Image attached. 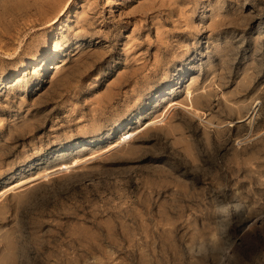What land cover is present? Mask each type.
I'll return each mask as SVG.
<instances>
[{"label":"rangeland","instance_id":"374dc122","mask_svg":"<svg viewBox=\"0 0 264 264\" xmlns=\"http://www.w3.org/2000/svg\"><path fill=\"white\" fill-rule=\"evenodd\" d=\"M2 81L0 264H264V0H0Z\"/></svg>","mask_w":264,"mask_h":264},{"label":"bare ground","instance_id":"6f19581e","mask_svg":"<svg viewBox=\"0 0 264 264\" xmlns=\"http://www.w3.org/2000/svg\"><path fill=\"white\" fill-rule=\"evenodd\" d=\"M63 9H64V8H63ZM63 9H62V11H63ZM60 12H61V11H60ZM241 21H242V20H241ZM217 23H218V24H217V27H218V28H216L215 30H213V32H215L216 34H218V33H223L224 29H221V28H220V26L222 25L221 20H219ZM242 23H243V22H242ZM214 24H215V23H214ZM6 56H7V55H6ZM6 56H5V57H6ZM7 57H8V56H7ZM9 57H10V56H9ZM46 59H47V61H50V60H51V58H50V52L46 55ZM59 68H60V66H57L55 69H59ZM4 78H5V77H4ZM3 83H4V81H2V83H1L0 85L2 86ZM165 95H166V94H165ZM205 99H206V98H205ZM192 102H193V101H192ZM187 105H188V104H187ZM40 106H41V105H40ZM194 108H195V107H194ZM186 109H187V108H186ZM188 109H193V105H190ZM191 111H192V110H191ZM195 113H196V112H192V114H195ZM197 113H198V112H197ZM197 113H196V114H197ZM199 114H200V113H199ZM39 115H40V114H39ZM41 115H42V114H41ZM250 115H252V113H250ZM250 115L247 117V119H242L241 122H242V121H246V120H248V119L251 117ZM199 116H200V115H199ZM249 122H251V121H249ZM247 123H248V122H247ZM23 126H24V125H23ZM172 131H173V130H172ZM173 133H174V132H173ZM247 133H248V132H247ZM125 134H127V132H126ZM125 134H124V135H125ZM81 136H82V135H81ZM128 139H129V138H128ZM124 140H125V139H124ZM123 142H124V141H123ZM125 142H126V141H125ZM90 143H91V142H90ZM121 143H122V142H121ZM97 145H98V144H94L93 146H92V145L82 146V150H89L90 148H92V147H96ZM205 145H206V144H205ZM78 146H79V145H78ZM198 149H199V148H198ZM71 153H74V151L72 150ZM56 154H57V153H56ZM58 154H59V153H58ZM78 159H79V158H78ZM90 159H91V158H90ZM75 160H77V159H75ZM122 162H123V161H122ZM67 165H68V164H67ZM70 165H71V164H70ZM75 165L77 166V161L73 162V165H72V166H64L63 169L67 170V169L70 167V168H69V170H70L71 167H73V166H75ZM79 165H80V164H79ZM79 165H78V166H79ZM63 169H62V170H63ZM57 170H58V169H57ZM59 170H60V169H59ZM54 173H55V172H54ZM56 173H57V172H56ZM51 174H52V173H51ZM46 175H47V174H46ZM48 175H50V174H48ZM35 179H36V178H35ZM37 179H38V178H37ZM31 181H32V180H31ZM27 182H28V181H27ZM19 185H20V184H19ZM21 185H22V184H21ZM40 201H41V200H40ZM40 201H39V202H40ZM261 215H262V214H261ZM258 219H259V217L257 216V217H256V220H258ZM249 220H250V219H249ZM245 222H246V221H245ZM263 222H264V221H263ZM263 222H262V223H263ZM232 223H233V222H232ZM237 225H238V224H237ZM263 225H264V224H263ZM239 227H240V226H239ZM240 228H241V227H240ZM240 228H239V231H240ZM242 228H243V227H242ZM263 230H264V229H263ZM229 231H230V230H229ZM262 232H263V231H262ZM225 233H229V232H225ZM236 233H237V232H236ZM221 234H222V233H221ZM255 234H256V233H255ZM227 235H228V234H227ZM258 235H259V234H258ZM222 236H223V235H222ZM225 236H226V235H225ZM225 236H224V237H225ZM15 237H16V236H15ZM224 237H223V238H224ZM257 238H260V237L257 236ZM220 239H222V238L220 237ZM223 240H225V239H223ZM223 240H222V241H223ZM260 240H261V239H260ZM13 241H14V239H13ZM226 241H227V240H225L224 243H226ZM221 243H222V242H221ZM227 243H228V242H227ZM227 243H226L225 245H228ZM251 243H252V242H251ZM33 244H34V243H33ZM244 244H245V243H244ZM207 245H208V244H207ZM223 245H224V244H223ZM223 245H222V247H223ZM246 245H247V244H246ZM252 245H253V244H252ZM195 247H196V246H195ZM201 247H202V246H201ZM201 247H200V248H201ZM213 247H214V246H213ZM213 247H212L211 249H213ZM222 247H221V248H222ZM224 247H225V246H224ZM228 247H229V246H228ZM228 247H227V249H228ZM216 248H217V249H218V248L220 249V247H216ZM216 248H215V249H216ZM209 249H210V247H209ZM247 249H248V248H247ZM213 250H214V249H213ZM224 250H225V249H224ZM249 250H250V248H249ZM251 250H252V248H251ZM259 250H260V249H259ZM263 250H264V249H263ZM221 251H222V250H221ZM246 251H247V250H246ZM253 251H255V253H257V252H256V249L253 250ZM247 252H248V251H247ZM249 252H250V251H249ZM219 254H220V253H219ZM220 255H221V254H220ZM245 256H246V255H245ZM218 257H219V256H218ZM217 260H218V259H217ZM204 261H205V260H204ZM261 262H262V261H261ZM215 264H216V263H215Z\"/></svg>","mask_w":264,"mask_h":264}]
</instances>
